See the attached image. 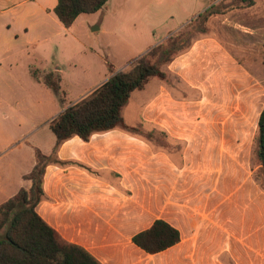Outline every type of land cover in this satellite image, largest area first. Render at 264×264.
Masks as SVG:
<instances>
[{
	"label": "crops",
	"instance_id": "obj_1",
	"mask_svg": "<svg viewBox=\"0 0 264 264\" xmlns=\"http://www.w3.org/2000/svg\"><path fill=\"white\" fill-rule=\"evenodd\" d=\"M142 1L110 0L94 30L107 47L89 46L92 58L79 73L65 75L60 66L41 68L46 43L69 29L54 12L58 0H0V206L33 188L27 176L37 164L35 150L50 156L57 145L51 121L110 78L109 59L119 54L111 39L128 30ZM238 14L232 13L233 24L247 29ZM143 34L148 45L130 47L133 54L118 62L122 68L112 64L117 71L165 41ZM164 70L166 81L151 79L124 107L134 116L145 92L155 94L136 125L122 113L140 132L117 128L59 146L61 163L46 169L38 214L102 264H264V188L253 155L264 80L216 35L193 40ZM35 71L60 75L63 104L77 98L59 111L54 91ZM157 221L177 229L180 242L150 254L134 238Z\"/></svg>",
	"mask_w": 264,
	"mask_h": 264
},
{
	"label": "trees",
	"instance_id": "obj_2",
	"mask_svg": "<svg viewBox=\"0 0 264 264\" xmlns=\"http://www.w3.org/2000/svg\"><path fill=\"white\" fill-rule=\"evenodd\" d=\"M110 0H58L55 14L59 21L70 28L83 14L100 11ZM239 4L225 10L208 8L198 18L209 19L238 9L253 7L255 0H233ZM179 39L165 40L145 55L133 60L129 67L117 71L109 65L110 78L88 97L71 105L50 123L57 137L54 153L45 155L36 149L37 164L27 179L33 181V188L21 189L17 195L0 206V264H102L85 249L65 241L59 233L47 224L36 208L46 199L44 178L47 167L61 163L57 158L59 146L79 136L88 141L94 134L121 128L138 133L140 129L130 128L123 118V109L135 91L143 90L153 78L167 80L164 70L176 56L191 44L181 48ZM264 51V46H263ZM37 80L44 83L62 97L61 77L54 72L35 71ZM253 155L264 175V110L261 113L255 137ZM259 181L258 176L256 177ZM264 188V186L262 185ZM134 242L150 254H157L180 242L177 229L164 221H157L149 230L140 233Z\"/></svg>",
	"mask_w": 264,
	"mask_h": 264
},
{
	"label": "rangeland",
	"instance_id": "obj_3",
	"mask_svg": "<svg viewBox=\"0 0 264 264\" xmlns=\"http://www.w3.org/2000/svg\"><path fill=\"white\" fill-rule=\"evenodd\" d=\"M147 2L145 0L141 2L142 7H139V11L142 10V12L136 13V16L133 15L135 17L128 24V30L121 33V35L112 37V46L110 49L113 53L117 49L119 53L117 54L119 57L113 54L109 59L113 66L117 65L120 68L124 66L118 62H121L127 54L128 56L133 54V50L130 49L133 45H148V41L144 39L146 36L143 34L144 31L150 36L152 42L179 39L178 43L181 48L186 47L189 42L203 35H216L231 47L233 52L242 58L243 62H246L249 68L254 70L259 78L264 80V0H260L256 7L233 11H240L238 17L240 21L249 26L247 29H238L233 24V12L213 15L208 20L198 18L200 14L205 13L206 9L214 3L216 6L215 9L225 10L231 5L239 4V1L148 0ZM101 11L102 9L97 15L82 16L71 28L62 30L63 32L59 34V38L54 39L51 43H46V63L41 68L50 71L55 66H60L64 70L65 75L79 73L83 63L92 58L89 46L96 48H98L97 46L102 48L107 47V38L100 31H94L99 28L100 19L103 18V12ZM151 23H153V26L148 30ZM248 28L251 30L249 31ZM136 32L141 33L136 34ZM251 32L254 34H250ZM235 40L236 43H234ZM233 44L236 46H233ZM56 45H59L58 49H56ZM48 47L51 49H48ZM22 73L20 75L24 78ZM155 80L158 81L157 79ZM16 83L28 89V83L26 81L24 82L21 79ZM49 93L57 99L59 111L69 106L70 102L77 98L76 96H72L68 98V102L63 104L59 95L51 90H49ZM145 93L148 98L145 96L146 99L143 103L133 109L135 112L134 116L128 115L130 105L124 109V117L131 125L137 124L136 117L141 116V111L144 110V105L148 101L147 99L152 100L155 95L151 89H148ZM255 175L256 177L258 176L259 181L264 186V175L260 170H257Z\"/></svg>",
	"mask_w": 264,
	"mask_h": 264
}]
</instances>
